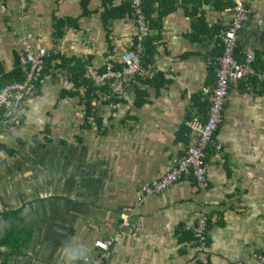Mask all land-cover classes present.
<instances>
[{"label":"crops","instance_id":"0c3cea01","mask_svg":"<svg viewBox=\"0 0 264 264\" xmlns=\"http://www.w3.org/2000/svg\"><path fill=\"white\" fill-rule=\"evenodd\" d=\"M247 9L237 57L251 50L264 66V0H247ZM142 10L150 15L149 37L158 36L145 65L149 83L105 78L99 86L108 84L112 94L121 83L122 92L117 103L97 101L99 129L92 117L85 121L84 98L72 79L80 66L88 78L89 70L101 74L121 64L135 36L130 0H0V77L15 70L23 37L33 51L47 52L20 124L5 133L2 145L10 153L0 150V213L20 209L32 232L11 264H88L94 242L109 238L105 264H199L189 235L203 208L209 264H256L264 254V90L247 82L230 86L216 134L223 150L207 158L209 188L183 178L145 198L135 237L119 230L121 209L195 144L187 122L207 114L201 88L213 84L221 48L211 31L233 16L229 0H143ZM107 13L113 17L104 21ZM60 20L75 21L76 28L56 40L53 25ZM202 26L207 33L194 39ZM136 89L147 93L139 107Z\"/></svg>","mask_w":264,"mask_h":264},{"label":"built area","instance_id":"2783aa9c","mask_svg":"<svg viewBox=\"0 0 264 264\" xmlns=\"http://www.w3.org/2000/svg\"><path fill=\"white\" fill-rule=\"evenodd\" d=\"M233 16L227 26L219 30L216 38L221 47L220 54L215 59V80L210 86L201 88V94L207 102V114L203 119H191L188 127L196 134L195 144L183 155L173 159L170 170L160 178L152 179L145 183L137 195L132 206H126L118 214L119 230L130 233L132 237L140 231L141 220L135 217L145 198L151 195H160L167 189L189 177L201 190L209 188L207 179V158L210 153L219 156L222 146L216 140L217 131L223 121V112L230 86L239 82H247L250 87L264 90V70L258 71L254 67L255 54L246 51L237 59L235 51L237 47V33L247 19V0H231ZM143 0H130V9L134 17L135 36L132 48L120 56L122 69L119 72L112 71L107 66L101 74L93 70L88 71V79L95 86H99L105 78L118 79L123 77H137L146 81L151 77L150 68L141 63L144 54V42L149 37L150 31L145 13L142 10ZM47 52L44 48L33 51L29 44V36L20 40V64L23 79L20 82H12L0 90V145L6 141L5 133L10 127L18 126L21 122V108L29 98L36 93V86L40 82L44 69V61ZM255 83V86L252 83ZM80 92L83 94L84 89ZM112 92V91H111ZM122 92L121 83L114 88V97ZM99 100H108L103 96ZM95 108L96 100L90 102ZM134 216L135 220H131ZM195 224L190 230L191 242L198 251L199 264H209L206 256L209 216L203 208L194 214ZM113 239L97 240L94 242L95 255L88 264H105L109 247ZM256 264H264V254L255 256Z\"/></svg>","mask_w":264,"mask_h":264},{"label":"trees","instance_id":"16d2710c","mask_svg":"<svg viewBox=\"0 0 264 264\" xmlns=\"http://www.w3.org/2000/svg\"><path fill=\"white\" fill-rule=\"evenodd\" d=\"M231 3V0H229ZM148 18L147 13L145 14ZM165 14L162 12L160 14V17L162 18ZM113 16L111 14L107 13L103 15V19L110 20ZM76 28L75 21H56L53 25L54 29V38L56 40L60 39L64 29L66 28ZM219 31L212 30L211 35H217ZM206 32L205 27L202 26V29H194V39H197L198 35H204ZM158 36H150L148 37L144 42V54L141 58V63L143 65L149 64L152 60V57L155 53V46L157 43ZM218 54H220L221 48L218 49ZM235 56L237 59V51L235 53ZM16 65L15 70L6 76L0 77V90L7 84L12 82H20L23 79V73H22V67L19 61ZM254 67L258 71L264 70V66L262 61L258 57L255 58ZM122 69L121 64L112 65V71L119 72ZM105 71V70H104ZM135 81L141 82L142 84L146 83V81L149 83V80L141 81L137 77H133ZM72 84L76 91H80L81 88L84 89L83 96V104L85 106V115L84 119L87 121L90 117L94 120V112L95 109L91 107L90 102L92 100L99 101L103 96H108V102L117 103L118 100L114 96H112L111 91L109 90L108 84L102 85V86H95L90 79L84 77V73L82 71L81 66L79 68H75L74 77L72 79ZM252 85L255 86V83L253 82ZM39 83L37 84L36 88H38ZM37 91V90H36ZM69 95H74L69 94ZM147 96L146 91L143 90H135V100L134 105L139 107L143 104L145 98ZM206 102V100H205ZM207 103V102H206ZM197 105H200L201 108L199 110L201 112H204V103L198 102ZM203 107V109H202ZM207 107V106H206ZM95 124L97 125V128L100 129V121L94 120ZM0 150H3L5 153L9 154L10 152L7 150V148L3 145H0ZM0 218L2 220L0 224V264H11V261L15 257H19L23 255L24 250L27 248L28 243L31 239L32 232L30 228L26 225L22 211L20 209L18 210H9L4 211L0 213ZM190 236V235H189ZM191 239V237H190Z\"/></svg>","mask_w":264,"mask_h":264}]
</instances>
